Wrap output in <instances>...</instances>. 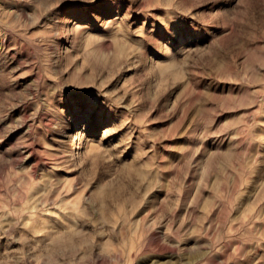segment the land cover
<instances>
[{
	"label": "rangeland",
	"instance_id": "374dc122",
	"mask_svg": "<svg viewBox=\"0 0 264 264\" xmlns=\"http://www.w3.org/2000/svg\"><path fill=\"white\" fill-rule=\"evenodd\" d=\"M0 264H264V0H0Z\"/></svg>",
	"mask_w": 264,
	"mask_h": 264
},
{
	"label": "bare ground",
	"instance_id": "6f19581e",
	"mask_svg": "<svg viewBox=\"0 0 264 264\" xmlns=\"http://www.w3.org/2000/svg\"><path fill=\"white\" fill-rule=\"evenodd\" d=\"M79 144H81V140L79 141H77ZM77 146H81V145H75L74 147H77Z\"/></svg>",
	"mask_w": 264,
	"mask_h": 264
}]
</instances>
